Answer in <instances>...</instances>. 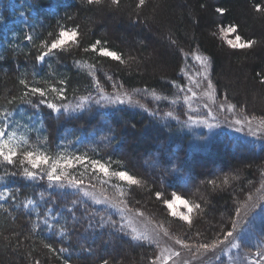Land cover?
<instances>
[{"label": "trees", "instance_id": "obj_1", "mask_svg": "<svg viewBox=\"0 0 264 264\" xmlns=\"http://www.w3.org/2000/svg\"><path fill=\"white\" fill-rule=\"evenodd\" d=\"M257 4L264 8V0H145L142 6L139 0H0V125L30 123L20 151L39 150L53 158L81 155L101 160L110 172L128 171L139 185L114 175L104 181L90 166L68 170L106 195L122 187L126 209L191 250L223 239L236 210L249 197L264 196V144L216 134L197 148L190 133L160 114L175 106L190 57L202 56L208 57L216 101L234 105L246 119L264 121V11L257 12ZM216 7L226 8V14L216 13ZM231 24L239 26L242 38L255 41L252 48L227 45L220 29ZM61 28H78L76 41L38 62L36 56ZM97 40L119 52L124 63L92 51ZM21 78L45 89L61 87L65 79V101L47 96L56 103H74L89 92L97 98L99 81L106 94H132L149 111L96 104L69 114L45 105L36 109L19 100L26 91ZM153 92L162 98L154 99ZM30 98L38 103L39 97ZM23 167L19 157L13 165L0 164V264L156 263L158 248L128 237L105 208L67 181L50 186L44 171L36 170L38 178L28 180ZM173 193L200 205L189 213L191 223L172 216L163 203ZM259 238L264 241V231Z\"/></svg>", "mask_w": 264, "mask_h": 264}, {"label": "rangeland", "instance_id": "obj_2", "mask_svg": "<svg viewBox=\"0 0 264 264\" xmlns=\"http://www.w3.org/2000/svg\"><path fill=\"white\" fill-rule=\"evenodd\" d=\"M228 38L232 39L234 37H232V34H229ZM196 57L197 56L190 57L189 65L191 69L188 71V74L183 75V90H180V92L175 95V100L177 101L175 106H173L172 109L169 108V111L161 112L160 116L162 118L164 116V120L173 121L180 126L183 131L190 133L192 135V143L197 148L202 146L205 147L216 134H226L228 137L240 139L257 146L264 144V121L246 119L234 109L229 111V105L216 101L214 89L211 97L207 95L210 91L207 88L209 80L208 71L207 79H205L204 68ZM188 89H191V91H188ZM193 92L196 93L194 97L192 95ZM116 94L117 93L114 95ZM128 95H130L134 101H137L134 99V95ZM185 97H187V101H185ZM170 100L171 98H169V105L172 104V100ZM206 104L208 107H205ZM220 105H224L223 110H220ZM118 106L140 109L142 111H145L146 108L128 103ZM147 111L149 110L147 109ZM168 112H172L173 116L168 117L165 115ZM209 112H211V115H208ZM189 116L196 120L207 119L210 123L218 124L219 126L209 129L202 124H193L188 120ZM237 120H240L241 123L236 124L235 121ZM249 121H251V123H249ZM7 125L9 131H15L17 133V138H24L26 133L25 129L32 128L28 121L22 119L14 121L13 123H7ZM237 129L240 130L238 131ZM104 181L109 182V177H106ZM72 188L81 191L83 195L84 191L92 193L93 195L90 196L84 195L85 198H88L95 205L105 208L114 215L119 222L120 228L123 229L122 231L132 240L144 241L156 246L159 250V255L155 264H164L163 257L168 256H171V259L167 260V264H256L257 261H259L260 264H264V260H261V255H258V253L264 252V241L259 238L261 232L264 231V214L260 213L259 208H256L254 213L247 218L250 222L245 221L241 227L236 230L238 235L237 239L233 242L238 244L239 247L232 248L226 241L214 250L206 252L200 250L198 252L197 250H191L189 247L185 248L181 244H178L175 239L165 235V232L162 231L161 228L152 224L143 215L126 209L122 202V196L120 195V193L123 192L122 187H115L112 195H106L103 191L87 185H82L80 189L75 187ZM97 200H99L100 203H97ZM257 201L264 203V196H262L261 192L254 195L246 204L250 207L252 203ZM245 205L241 207V215H243V212L246 210ZM176 210L180 213L189 215L187 209L179 202L176 205ZM175 217L180 218L179 216ZM133 229L136 231L133 232ZM135 235L146 236L147 239H133L132 237ZM176 252H179L180 255L176 256Z\"/></svg>", "mask_w": 264, "mask_h": 264}, {"label": "snow or ice", "instance_id": "obj_3", "mask_svg": "<svg viewBox=\"0 0 264 264\" xmlns=\"http://www.w3.org/2000/svg\"><path fill=\"white\" fill-rule=\"evenodd\" d=\"M118 2L119 0H113V3H118ZM87 3L88 4L100 3V0H87ZM144 3L145 0H139L138 6H142ZM201 7H204V5H202ZM255 9L257 12L264 11V8H262L260 4L255 5ZM215 12L220 15H224L226 14L227 9L224 7H216ZM238 30H239L238 25L231 24L226 28L222 27L220 29V34L227 43V45L232 49L252 48L255 44V41L245 40L244 38H242L240 34H238ZM229 34H232L234 38L229 39L228 38ZM78 36H79L78 28H73L71 30L66 28H61L56 38L53 39L50 44L44 45L45 50L41 51L40 54L37 55L35 59L38 62H44L46 57L54 55L56 50L63 49L68 42L70 41L75 42ZM27 39L31 41L32 37L28 36ZM172 43L174 44L175 41H173ZM101 44L102 42L100 40L95 41V43H93L90 46L91 50L94 52L98 51L99 55L102 57H108L113 60L119 61L120 63H124V60L122 59V56L119 52L111 50L107 47H102L100 46ZM85 51H87V49ZM196 59L203 66L205 79H207L208 57L197 56ZM261 82L264 83V80H262ZM19 84L23 85L24 88L26 89V91H24L22 95L19 97L21 103L29 104L36 109H38L40 105H45L47 109L51 110V112L56 114H60L61 112L65 114H69V113L83 112L85 110L90 111L91 110L89 107L90 104L106 106V105H123L125 103H128V104L138 105L141 108H145L143 104H140L139 101H134L133 98L127 93H123V94L117 93L114 96L106 94L103 88H99V81H96L98 87L97 98H93L91 93L89 92L88 95L79 96L78 98H76L74 103L72 102L56 103L49 101L47 99L49 93L55 94V100L57 101H65L67 99L66 96L67 81L63 78L60 79L59 81V84L62 85L61 87L52 86L49 89H45L37 86H30L29 82L24 78H21L19 80ZM207 88L210 90L207 93V95L211 97L213 95V85L211 80H208ZM188 91H191V89H188ZM192 95L194 97L196 93L193 92ZM33 96L39 97L38 103H33L32 99L30 98ZM152 96L156 100H160L162 98L159 95H157L155 92L152 93ZM185 101H187V97H185ZM11 102L12 101H9V103ZM205 107H208V105L206 104ZM219 107L220 110L224 109V105H220ZM234 107H235L234 105H229L228 110L232 111ZM145 111H147L146 108ZM165 115H167L168 117H172L173 113L168 112ZM208 115H211V112H209ZM188 120L191 121L193 124H202L204 127H207L209 129L219 126L218 124L210 123L207 119L196 120L193 119L191 116H189ZM235 123L240 124L241 121L237 120L235 121ZM249 123H251V121H249ZM132 127H135V125H132ZM237 130L239 131L240 129ZM111 139H115V135H113ZM22 142L26 144L27 140L23 137L17 138V133L15 131L8 130L7 123L0 125V164L13 165L16 163L17 158L19 157V164L21 166L25 164L27 165V167H23V171L21 174L23 175V177L27 178L28 180H36L38 178V172L36 170H41L45 172L46 179L49 182L50 186L53 184H62L64 181H67L68 186L80 189L84 183L83 180L72 177L68 170L76 166H81L84 167L85 169H87L90 166L93 172L102 174L104 177H109L114 175L121 182H127L129 185L140 184V180H138L134 175L130 174L126 170L116 171L114 173L110 172L109 167L101 160L98 159L89 160L86 156H81V155L59 156L57 158H53L47 155L45 152L39 150L20 151ZM16 174L17 173L15 172L11 173V175H16ZM40 178L43 179L44 177H40ZM0 179H3V177H0ZM226 182L227 181H225V183ZM84 195L90 196L93 194L88 191H84ZM120 195L122 196L123 192H121ZM155 196L158 200H160L162 198V193L160 191H157L155 193ZM3 198H4V194H0V199ZM251 199L252 198L249 197V200ZM96 202L100 203L99 200H97ZM178 202L182 204L184 208L187 209L188 213H192L194 209H199L200 205L190 204L186 199H182L180 195H177L175 193L172 194V199H164L163 203L170 210L172 216H179L181 220L188 221L189 223H191L190 215L180 213L176 210V205ZM31 203L32 202L29 201V204ZM25 206L27 207V205ZM245 208L246 210L243 212V215H241V209L236 210L237 219L232 220V224H231L232 230L226 231L223 235V239H218L211 244L201 243L198 246L197 251L199 252L200 250H203L206 252L209 250H214L219 245L224 244L226 241L231 245L232 248L239 247L238 244L233 242L237 239L238 233L236 232V230L240 228L245 221L250 222L249 220H247V218L254 213L256 208H259L260 213L264 214V203H261L259 201L252 203L250 207H248L246 204ZM99 227L103 228L104 224L101 223ZM113 227H115V222H113ZM120 230L122 231L123 229L121 228ZM132 231L135 232L136 230L133 229ZM165 235H167V233H165ZM132 238L136 240L147 239L146 236H141V235H135ZM177 243L183 244V242L179 240L177 241ZM183 246L185 248L188 247L187 244H183ZM45 247L51 248L50 245H45ZM175 255L179 256L180 253L176 252ZM258 255H261V260H264V252L258 253ZM169 259H171V256L163 257L164 264H167V260ZM103 264H109L108 260H104ZM256 264H260V262L257 261Z\"/></svg>", "mask_w": 264, "mask_h": 264}]
</instances>
